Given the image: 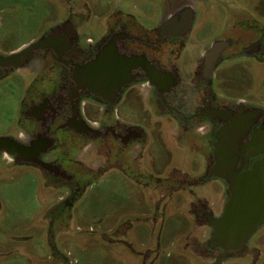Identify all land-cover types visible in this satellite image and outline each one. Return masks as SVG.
<instances>
[{
  "label": "flooded vegetation",
  "instance_id": "1",
  "mask_svg": "<svg viewBox=\"0 0 264 264\" xmlns=\"http://www.w3.org/2000/svg\"><path fill=\"white\" fill-rule=\"evenodd\" d=\"M192 1L163 0L158 18L145 22L129 13L112 14L97 34L83 31L90 20L85 13L69 14L32 44L0 51V80L13 71H33L19 95L13 134L0 135V158L35 166L70 196L79 194L83 181L101 167L118 168L153 188L190 190L215 178L210 175L219 159L217 133L224 121L248 108L264 113V101L227 100L217 93L214 78L218 68L234 61L264 64V24L229 10L222 30L195 38ZM132 93L147 112L175 125L177 143L202 162L196 173L174 171L162 180L143 175L147 133L121 121L117 109ZM88 103L97 106L98 118L85 116ZM223 140L228 148L221 156L228 159L233 141ZM89 149L96 156L86 162ZM221 186L218 202L197 193L190 201L196 223L205 227L193 244L207 252L210 264L234 251L257 262L263 252L258 242L229 251L213 244L214 223L230 196L227 185ZM258 227L249 238L264 236Z\"/></svg>",
  "mask_w": 264,
  "mask_h": 264
},
{
  "label": "rangeland",
  "instance_id": "2",
  "mask_svg": "<svg viewBox=\"0 0 264 264\" xmlns=\"http://www.w3.org/2000/svg\"><path fill=\"white\" fill-rule=\"evenodd\" d=\"M162 3L0 0V51L19 49L69 14L85 13L90 20L83 31L97 34L105 20L119 12L142 22L157 19ZM192 4L195 38H209L222 30L229 10L264 24V0H194ZM32 73L24 68L0 80V135L13 134L19 95ZM214 85L227 100L264 101V64L242 59L223 65ZM97 109L86 104L85 116L98 118ZM117 109L121 121L147 133L140 161L143 175L162 180L174 171L191 174L200 169V158L177 143L175 125L143 109L139 95L126 96ZM95 156L89 149L83 160L91 162ZM85 181L79 194L70 196L35 166L0 158V264H210L207 252L197 251L193 244L205 227L201 230L196 223L190 201L197 193L218 202L221 180L211 178L190 190L153 188L118 168L101 167ZM258 230L264 232V222ZM254 242L263 249L257 262L234 251L223 264H264V236L250 237L246 247Z\"/></svg>",
  "mask_w": 264,
  "mask_h": 264
},
{
  "label": "water",
  "instance_id": "3",
  "mask_svg": "<svg viewBox=\"0 0 264 264\" xmlns=\"http://www.w3.org/2000/svg\"><path fill=\"white\" fill-rule=\"evenodd\" d=\"M227 118L217 133L219 159L210 175L230 192L211 235L213 244L219 243L225 251L242 248L264 222V113L248 108ZM224 138L233 141L228 159L221 156L228 148ZM222 262L223 256L216 264Z\"/></svg>",
  "mask_w": 264,
  "mask_h": 264
},
{
  "label": "crops",
  "instance_id": "4",
  "mask_svg": "<svg viewBox=\"0 0 264 264\" xmlns=\"http://www.w3.org/2000/svg\"><path fill=\"white\" fill-rule=\"evenodd\" d=\"M92 164H93V163H92ZM213 187H214V186H213ZM213 187H212V188H213Z\"/></svg>",
  "mask_w": 264,
  "mask_h": 264
}]
</instances>
